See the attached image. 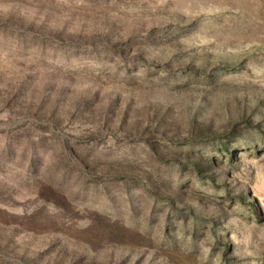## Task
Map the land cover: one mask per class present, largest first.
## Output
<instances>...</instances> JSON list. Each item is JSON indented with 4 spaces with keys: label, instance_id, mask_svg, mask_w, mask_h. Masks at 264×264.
Masks as SVG:
<instances>
[{
    "label": "rangeland",
    "instance_id": "374dc122",
    "mask_svg": "<svg viewBox=\"0 0 264 264\" xmlns=\"http://www.w3.org/2000/svg\"><path fill=\"white\" fill-rule=\"evenodd\" d=\"M0 264H264V0H0Z\"/></svg>",
    "mask_w": 264,
    "mask_h": 264
}]
</instances>
